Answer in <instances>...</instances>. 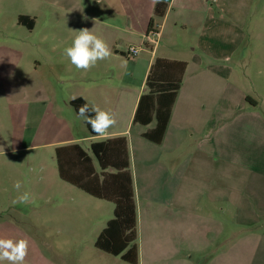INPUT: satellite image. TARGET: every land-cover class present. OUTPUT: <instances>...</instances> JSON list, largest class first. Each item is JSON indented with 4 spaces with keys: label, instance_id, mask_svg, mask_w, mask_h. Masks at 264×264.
<instances>
[{
    "label": "crops",
    "instance_id": "obj_1",
    "mask_svg": "<svg viewBox=\"0 0 264 264\" xmlns=\"http://www.w3.org/2000/svg\"><path fill=\"white\" fill-rule=\"evenodd\" d=\"M27 1L32 8H39L41 3L57 6L48 0ZM84 1L74 2V17H82L83 24L87 21L88 27L97 29V35L109 44L113 55L89 71L74 66V97L83 99L90 108L98 106L111 111L117 123L109 129L108 136L100 137L90 135L84 122L85 132L74 130V135L43 146L54 147L55 159L57 147L77 144L98 167L91 145L125 138L137 208V241L142 240L143 233L147 235L145 227H149L152 263L156 262V252L166 250L183 252L189 260L196 253L215 252L201 255L200 264H222L221 256L226 258L225 264H264V223H258L264 219V194H260L264 187V139L256 154L262 160L255 161L252 151L242 152L244 160L240 152L230 151L233 120L228 121L231 91H238L230 84L235 72L231 62L242 42L239 27L243 21V15L232 13L238 8L245 14L254 0H244L241 6L236 5L237 0H160L167 4L162 17L155 16L157 3L153 0ZM31 10L19 13L17 19H34L32 29L18 25L16 20L26 37L32 35L37 25ZM151 20L152 30L148 31ZM4 36L9 38L8 32L4 31ZM8 47L0 46V62H8ZM130 47L138 49L139 55H128ZM150 71L157 79L182 80L159 144L143 137L156 125L155 117L148 125L142 123L149 120L148 104L144 108L143 102L141 121H134L141 98L149 92L146 80ZM9 89L11 96L6 97L9 100L4 106L9 108L6 120L12 122L17 99L12 87ZM74 97L67 100L69 106ZM234 97L238 95L234 93ZM23 99L20 103L26 105L24 131L27 138H34L51 100L47 94L33 100L26 95L20 98ZM84 142L87 147L82 145ZM8 152L1 149L0 155ZM137 156L143 163L149 162L152 175L156 176L152 178V188L158 189L152 190L147 200L138 198L133 173ZM224 171L231 172L227 179ZM257 176L261 181L255 184ZM244 216L247 221L257 222L242 232L234 230L238 219ZM112 217L106 216L104 224ZM137 248L138 264L143 261V250L138 244Z\"/></svg>",
    "mask_w": 264,
    "mask_h": 264
},
{
    "label": "rangeland",
    "instance_id": "obj_2",
    "mask_svg": "<svg viewBox=\"0 0 264 264\" xmlns=\"http://www.w3.org/2000/svg\"><path fill=\"white\" fill-rule=\"evenodd\" d=\"M48 1L57 6L41 3L39 8H32L27 0H0V46L8 45L10 52L8 62H0V150H9L7 155H0V238L28 240L25 264H130L94 246L102 225L105 227L106 216L112 217L113 204L62 181L56 170L54 147L43 146L74 135V130H86L84 121L74 114L67 102L74 97V65L64 49L71 46L75 36L71 30L92 29L87 21L83 24L82 17H74V2L79 0ZM243 1L237 0L236 5L241 6ZM251 3L245 14L238 8L232 13L233 16L243 15V21L239 27L242 42L231 62L235 72L230 84L238 91L232 89V102H229L231 117L228 121L233 120L229 147L232 153L240 152L244 160L242 152L252 151L254 160L261 161L256 154L264 139V0ZM28 8L36 15L37 25L32 35L26 37L16 20L17 15L29 11ZM230 29L234 32V28ZM4 31L9 38L4 36ZM94 32L97 34L98 30L94 28ZM3 70L14 73L4 74ZM9 87L17 99L12 122L6 120L9 108L4 106L9 100L6 97L11 96ZM234 93L238 97H234ZM46 94L51 100L49 109L36 136L27 138L23 116L26 105L20 103L24 102L20 98L27 95L33 100L44 98ZM82 145L87 147L86 142ZM136 160L138 164L133 173L138 198L147 200L152 190L158 189L152 188V178L156 176L152 175L149 162L143 163L140 156ZM229 175L231 172H223L224 179ZM16 181L21 182L18 191L13 187ZM258 181H261L260 176L254 177V183ZM260 191L264 194V187ZM25 192L30 193L34 203L18 202V197ZM246 219L245 216L239 218L234 230L242 232L257 222ZM259 222L263 224L264 219ZM145 230L147 235L143 233L142 240L136 242L143 250V261L138 264H200L201 255L215 253H196L189 260L183 252L159 250L156 262L152 263L149 255L154 252L150 250L149 227ZM220 260L225 264V257L221 256Z\"/></svg>",
    "mask_w": 264,
    "mask_h": 264
},
{
    "label": "trees",
    "instance_id": "obj_3",
    "mask_svg": "<svg viewBox=\"0 0 264 264\" xmlns=\"http://www.w3.org/2000/svg\"><path fill=\"white\" fill-rule=\"evenodd\" d=\"M167 4L157 3L155 16L162 17ZM18 25L32 29L34 19L19 16ZM153 20L150 21L148 31L152 30ZM182 86L179 79H157L153 71L148 74L146 87L149 92L140 100L134 121L138 123L139 114L147 105L149 116L148 125L155 117V127L143 134L148 141L159 144L166 130L171 107L176 93ZM86 102L73 99L70 106L77 114L79 107ZM85 122V121H84ZM90 135V125L85 122ZM91 153L97 162L79 145H67L55 149V160L58 175L61 180L69 183L84 193L96 199L113 204V217L106 223L99 233L94 246L99 251L119 257L130 264H137V208L134 197V187L130 172V158L125 138H113L96 142L91 145Z\"/></svg>",
    "mask_w": 264,
    "mask_h": 264
},
{
    "label": "clouds",
    "instance_id": "obj_4",
    "mask_svg": "<svg viewBox=\"0 0 264 264\" xmlns=\"http://www.w3.org/2000/svg\"><path fill=\"white\" fill-rule=\"evenodd\" d=\"M159 2L160 0H153L154 4ZM71 31L75 33V36L71 46L64 49V54L77 70L89 71L99 61L107 60L113 55L109 44L102 37L95 34L94 28ZM130 51L137 56L139 55V50L136 48H131ZM11 62L14 63L12 60ZM77 116L90 125L92 133L100 137L108 136L109 129L117 123L116 117L111 111L102 110L98 106L90 108L87 103L79 107ZM13 187L18 191L21 188V182L16 181ZM29 201L35 202L28 192L18 197L20 203H28ZM28 252L29 242L27 239L0 238V262L8 261L9 264H25Z\"/></svg>",
    "mask_w": 264,
    "mask_h": 264
},
{
    "label": "built area",
    "instance_id": "obj_5",
    "mask_svg": "<svg viewBox=\"0 0 264 264\" xmlns=\"http://www.w3.org/2000/svg\"><path fill=\"white\" fill-rule=\"evenodd\" d=\"M131 48H133V47H130V48L128 49V51H127V52H128V55H130V56H135V54L132 53V52L130 51Z\"/></svg>",
    "mask_w": 264,
    "mask_h": 264
}]
</instances>
